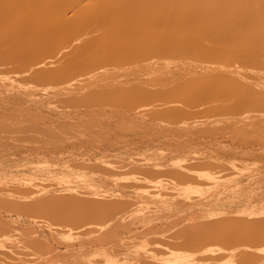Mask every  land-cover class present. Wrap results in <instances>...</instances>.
<instances>
[{
  "label": "bare ground",
  "instance_id": "1",
  "mask_svg": "<svg viewBox=\"0 0 264 264\" xmlns=\"http://www.w3.org/2000/svg\"><path fill=\"white\" fill-rule=\"evenodd\" d=\"M260 248L264 0H0V264Z\"/></svg>",
  "mask_w": 264,
  "mask_h": 264
},
{
  "label": "rangeland",
  "instance_id": "2",
  "mask_svg": "<svg viewBox=\"0 0 264 264\" xmlns=\"http://www.w3.org/2000/svg\"><path fill=\"white\" fill-rule=\"evenodd\" d=\"M69 154H71V152H70ZM9 166H10V165H8V168H9ZM12 166H13V167H12ZM12 166H10V168L12 167L11 169L14 170V169H15V166H14V165H12ZM10 168H9V171H11ZM13 168H14V169H13Z\"/></svg>",
  "mask_w": 264,
  "mask_h": 264
},
{
  "label": "snow or ice",
  "instance_id": "3",
  "mask_svg": "<svg viewBox=\"0 0 264 264\" xmlns=\"http://www.w3.org/2000/svg\"><path fill=\"white\" fill-rule=\"evenodd\" d=\"M259 251L264 253V248H260Z\"/></svg>",
  "mask_w": 264,
  "mask_h": 264
}]
</instances>
